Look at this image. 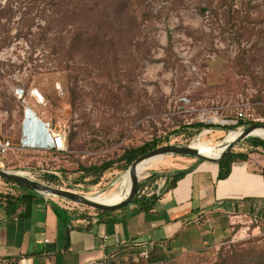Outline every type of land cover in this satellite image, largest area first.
<instances>
[{
	"label": "rangeland",
	"instance_id": "obj_1",
	"mask_svg": "<svg viewBox=\"0 0 264 264\" xmlns=\"http://www.w3.org/2000/svg\"><path fill=\"white\" fill-rule=\"evenodd\" d=\"M64 1L0 0V136L14 144L5 170L46 185L43 176L54 174L60 183L53 187L108 198L130 184L128 170L115 167L95 185L90 178L75 184L81 167L159 138L163 145L219 146L230 132L264 123V0H79L96 5L80 15ZM28 108L51 132L65 135L66 152L50 150L47 140L39 145L44 148L23 145L34 143L23 134L25 110L27 123L34 119ZM239 120L247 124L235 128ZM197 122L225 129L175 133ZM233 150L249 151L248 142ZM177 156L160 161L171 164ZM168 166H152L140 180ZM17 191L0 179V192ZM52 198L73 211L97 213ZM246 225L208 253L169 255L173 260L163 264H252L264 257V222ZM138 250H120L105 264L167 258L154 250L143 259Z\"/></svg>",
	"mask_w": 264,
	"mask_h": 264
},
{
	"label": "crops",
	"instance_id": "obj_2",
	"mask_svg": "<svg viewBox=\"0 0 264 264\" xmlns=\"http://www.w3.org/2000/svg\"><path fill=\"white\" fill-rule=\"evenodd\" d=\"M220 146L201 153L215 154ZM177 157L171 164L158 163L170 165L145 189L157 197L149 212L131 203L109 213L95 210L86 218L65 220L57 212L66 210L64 204L52 197L35 199L29 215L25 206L9 214L0 203V264H98L132 247L140 256V248L150 243V256L154 250L167 252L166 259L150 263L163 264L173 260L169 255L208 253L238 227L243 231L247 223L264 222V155L249 153L246 161L233 163L222 180L219 163ZM180 172L185 174L171 187Z\"/></svg>",
	"mask_w": 264,
	"mask_h": 264
},
{
	"label": "trees",
	"instance_id": "obj_3",
	"mask_svg": "<svg viewBox=\"0 0 264 264\" xmlns=\"http://www.w3.org/2000/svg\"><path fill=\"white\" fill-rule=\"evenodd\" d=\"M81 1V0H80ZM77 0L75 2L74 0H65L64 5L74 11V15H80L82 12L81 10H85L87 7L88 9L95 8V6L89 4L84 6L82 2ZM86 11V10H85ZM245 123L244 121H238L237 125L235 128L242 127L244 126ZM205 129H225L222 128L219 125H213V124H206L203 122H197V123H192L190 125H184L179 130H177L175 133L177 135H181L183 133H187L190 137H194L198 134H200L202 131ZM168 137L165 139L168 143ZM245 142H248V147L249 151H231L220 163V171H219V180L225 179L229 176L231 172V167L232 164L235 162H243L248 159L249 153H253L256 151H262L264 153V139L261 137H256V136H251L248 137L247 139L244 140ZM243 141V142H244ZM164 143V140L159 138V139H154L151 142H147L141 146L134 147V148H129L124 151L122 156H120L118 159H111L102 162L101 164H94L89 167H81L83 171L82 179L81 180H76L75 184L84 181L87 178L91 179V184L95 185L97 184L100 179L104 176L109 171H112L115 167L122 168L124 171L128 170L130 165L141 155L145 154L146 152H149L157 147L162 146ZM185 173L180 172L176 174L171 183V187L175 184V181H177L179 178H181ZM264 177V168H263V173H261ZM162 176L160 172H153L150 175H147L145 178L140 180L139 182V189L138 193L135 196L134 200L132 201V204L137 205L139 208V211L141 212H149L151 211L157 201V197L155 194L153 195H148L146 188H151L153 185V182L159 177ZM5 183L12 184L15 187H17L18 191L17 193H12V192H0V203H2L7 212L9 214H17V212L20 210L21 207L25 206V215H29L31 210H32V205L35 199L41 198L40 195L34 194L31 191L25 189L24 187L17 185L13 182H10L8 180L2 179ZM43 180L48 184H59L60 183V178L55 176L54 174H45L43 176ZM57 212L59 214V217L61 218H74V219H79V218H86L88 217V214L86 212H78V211H68V210H63L61 208H57ZM101 214L109 213L107 211H99ZM66 220V219H65ZM252 261V262H251ZM252 264H264V257L262 256H256V258H253L250 260ZM151 264V263H150ZM240 264H249L247 261L243 260L240 262Z\"/></svg>",
	"mask_w": 264,
	"mask_h": 264
},
{
	"label": "water",
	"instance_id": "obj_4",
	"mask_svg": "<svg viewBox=\"0 0 264 264\" xmlns=\"http://www.w3.org/2000/svg\"><path fill=\"white\" fill-rule=\"evenodd\" d=\"M22 91H18L20 94ZM31 112V117L34 118L33 122L36 123V129L33 125L27 123V112L25 110V120L23 122V133H27L30 137L35 138L37 143H41L43 140L51 141V134L47 128V123L43 122L41 119H37L36 113L32 112L30 108H28ZM263 129L264 130V123H251L246 125L239 135L232 140L231 142L226 143L223 146L222 152L219 154L218 157H208L203 154L196 148L192 147V145L188 146H180V145H163L157 147L145 154L139 156L129 167L128 169V176L130 179V189L125 197L124 200L114 203V204H104L97 201H93L90 197L78 194L74 191L66 190L53 187L51 185L43 184L39 181L33 180L24 174L11 171L0 169V179H5L10 182H13L17 185L24 187L25 189L31 191L34 194L45 196V197H56L61 198L63 200L73 202L76 204L84 205L86 207L92 208L93 210L98 211H107L112 212L118 209H121L129 204L132 203L135 196L138 193L139 189V181L140 176L138 173V165L147 160L154 157H161L165 155H183V156H192L196 157L205 161H210L214 163H220L233 149L242 141L247 139L249 136H253L252 133L255 130ZM258 137V136H256ZM223 145V143H222Z\"/></svg>",
	"mask_w": 264,
	"mask_h": 264
},
{
	"label": "bare ground",
	"instance_id": "obj_5",
	"mask_svg": "<svg viewBox=\"0 0 264 264\" xmlns=\"http://www.w3.org/2000/svg\"><path fill=\"white\" fill-rule=\"evenodd\" d=\"M35 113V112H34ZM38 117V116H37ZM38 120L40 119L39 117L37 118ZM44 122V121H43ZM33 127H35L36 129V123L32 121V124ZM239 133H241L240 131H232L230 132L227 137H226V140L225 142L223 143V145L221 144L219 150L217 151V153L215 154H204V153H201L205 156H208V157H218L219 154L222 152L223 150V146L228 143V142H231L232 140H234L238 135ZM24 134V133H23ZM253 136H258V137H261L264 139V130L263 129H258V130H255L253 133H252ZM24 138H27V139H32L33 142L37 143V140L35 138H32L30 137L27 133L24 134ZM22 141V140H21ZM44 141V140H43ZM41 143H39L40 145ZM23 145H27V144H24ZM29 145V144H28ZM48 145H50V141L48 143ZM218 146V145H216ZM216 146H213V145H210V144H206L205 142H201V141H198L197 143H193L192 144V147L196 148L197 150H199L200 152L202 151H206V150H209L211 148H214ZM167 158V157H166ZM170 158V157H169ZM160 162V157H154V158H151V159H147L143 162H141L137 169H138V173L139 175L144 171V170H147L148 168L152 167V166H155L157 165L158 167V163ZM169 165V164H168ZM162 167V166H161ZM160 168V167H159ZM22 174V173H21ZM24 174V173H23ZM129 189H130V184L129 183H126L123 188L119 191V192H116L115 195L111 196V197H108V198H104L106 196H101V195H98V196H91L90 198L93 199V201H97V202H100V203H104V204H114V203H117V202H120L122 200L125 199V197L127 196L128 192H129ZM104 198V199H103Z\"/></svg>",
	"mask_w": 264,
	"mask_h": 264
},
{
	"label": "built area",
	"instance_id": "obj_6",
	"mask_svg": "<svg viewBox=\"0 0 264 264\" xmlns=\"http://www.w3.org/2000/svg\"><path fill=\"white\" fill-rule=\"evenodd\" d=\"M32 92L33 91H31V95H33L35 97V99H37V101H40L41 98H42V95L41 94H39V96L38 95H34ZM19 95H20V97H23L24 91H22ZM47 128H48V130L50 131V134H51V141H50V145L48 146L50 148V150H53V151H55L57 153L66 152L65 135L61 131L51 132V130L49 129V124L47 125ZM24 146L25 147H29V148H35V149L44 148L42 146L40 147L39 143H35V142L33 144H31V145L27 144V145H24ZM13 149H14V144L11 142V140L9 138H5V137H1L0 136V169H5L4 160H5L6 156ZM64 208L66 210H68V211H73L72 208H69L67 206H64ZM153 245L154 244L150 243V244H148L146 246L141 247L140 248V257L143 258V259H149V248H152ZM105 261L100 262L98 264H105Z\"/></svg>",
	"mask_w": 264,
	"mask_h": 264
}]
</instances>
